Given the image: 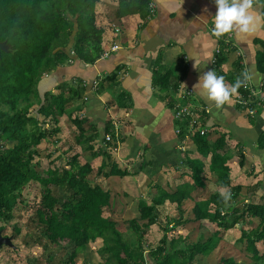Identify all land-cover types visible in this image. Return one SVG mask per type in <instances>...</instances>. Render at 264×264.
I'll return each instance as SVG.
<instances>
[{
  "label": "crops",
  "instance_id": "1",
  "mask_svg": "<svg viewBox=\"0 0 264 264\" xmlns=\"http://www.w3.org/2000/svg\"><path fill=\"white\" fill-rule=\"evenodd\" d=\"M153 2L152 13L145 9L116 17L118 0H99L95 5L98 8L96 24L104 29L102 50L110 49L113 43L119 44V49L93 64L73 59L43 80V93L51 89L58 94L61 89H54V85L76 79L89 87L82 99L67 103L66 112L57 117L58 132L43 140L48 160L43 162L46 164L43 169L53 165L67 168L66 160L76 155L80 165H90L88 179L92 186L97 184L108 190L111 199L114 195L121 196L129 209L135 207L137 214H132L131 219L139 217L141 200L147 204L152 202L156 187L172 193L181 183L192 184L191 170L184 163L187 159L204 163L205 178L203 186H195L191 197L182 201L184 219L193 217L195 201L208 199L217 191L227 192L236 185L241 187L235 198L236 206L241 207L246 202L264 204V93L261 91L264 73L257 63L259 53L264 52V25L251 36L226 34L216 38L211 35L212 18L217 12L215 0H183L181 7L180 0ZM254 7L258 14H264V0H257ZM115 25L120 26L119 33ZM237 62L240 70L235 68ZM246 69L253 76L252 81L243 86L249 93L248 100L239 93L240 98L234 97L217 108L213 101L194 89L199 78L208 71L215 70L231 85ZM113 72L116 76L111 81L107 76ZM187 90L189 96L184 99L182 95ZM186 103H191L195 112L201 111L198 118L202 128L207 130L208 141L214 143L222 139L223 149L219 152L229 167L227 188L219 186L216 173L209 168L211 155L199 154L193 136L188 133L183 139L178 136L174 111L175 107ZM249 103L255 110L253 114L247 113ZM75 118L82 119L84 135H80L77 124L72 122ZM184 120L187 121L186 118L180 121ZM50 125L48 130L55 126L52 122ZM92 134L96 135L89 142L93 148L83 149L81 145ZM106 134L112 136L111 141L105 140ZM78 137L82 144L77 142ZM241 154L244 156L242 166L239 164ZM103 161V173H108L113 166L114 173L126 170L128 175L98 174ZM149 188L152 189L150 196L144 198V189ZM105 208L109 205L102 207V215L107 217ZM157 209L160 219L163 217L165 221L176 215V203L169 200L159 204ZM258 223L257 217H247L236 227L223 230L201 219L169 232L167 237L179 235L189 243L199 244L214 237L211 248L197 254L194 264H218L222 258L248 261L250 253L246 251V242L239 241L241 229L255 228ZM150 227L154 229L157 242L156 245L145 242V264H156L149 251L159 245L163 232L157 224ZM256 246L260 252L264 251L263 240Z\"/></svg>",
  "mask_w": 264,
  "mask_h": 264
},
{
  "label": "trees",
  "instance_id": "2",
  "mask_svg": "<svg viewBox=\"0 0 264 264\" xmlns=\"http://www.w3.org/2000/svg\"><path fill=\"white\" fill-rule=\"evenodd\" d=\"M99 0H0V41L9 45L7 51H0V221H10L12 210L22 200V189L31 181L39 184L40 202L35 208L37 223L44 227L48 241L61 249L72 246L64 264H76L77 255L86 249L89 242L101 238L100 252L106 253V260L99 264H145L144 236L147 229L158 224L163 232L159 245L149 254L156 264H194L197 254L207 252L210 242L189 243L182 236L168 238L169 232L177 231L188 223L201 219L215 223L218 228L228 230L245 221L247 217H257L259 223L252 229H241L239 241L246 242L250 253L248 261L236 262L232 258H222L218 264H264V251L256 246L264 242V204L244 203L235 205L239 185L230 187L231 198L225 204L221 192H215L208 199L195 201L192 218H183L182 201L191 197L195 186H203L204 163L198 159H187L184 163L191 170L192 184L181 183L174 192L169 193L156 187L157 193L148 203H138L139 217L130 219L129 229L134 239L119 231L116 223L102 215V207L108 205L110 192L99 185L92 186L88 175V163L80 165L77 156L66 160V167H48L38 171L35 156L42 140L57 133V117L66 112L68 102L82 99L86 90L81 79L65 81L54 85L61 92L54 94L51 89L43 93L41 81L48 78L60 65L73 59L93 64L101 58L104 29L96 24L95 4ZM150 0H118L116 17L140 13ZM257 63L264 73V52L259 53ZM237 70L240 65L237 62ZM116 72L107 77L113 81ZM239 78H242L240 76ZM102 84L97 88L100 92ZM264 93V81L261 85ZM248 100L249 93L243 86L238 90ZM254 100L252 101V104ZM38 104L39 115L55 126L44 128L45 121L30 115V108ZM201 111L195 112L200 117ZM84 133L82 119H72ZM178 136L183 139L187 133L188 121L176 119ZM84 135V134H83ZM83 136H81L82 138ZM92 134L81 145L92 149L89 142L95 139ZM81 138L77 142L82 144ZM196 149L206 157L211 155L210 170L215 172L219 186L229 187V167L219 151L223 149L222 139L214 143L207 135L196 132L193 135ZM264 138V136H263ZM5 141L14 142L11 147ZM107 154H104L106 156ZM239 164H244V156H239ZM103 161L98 174L104 176L128 175L127 171L103 173ZM139 169V167H137ZM137 169V170H138ZM57 190V194H54ZM166 200L176 203V215L160 221L158 205ZM14 229L18 231V228ZM3 229L0 228V231ZM216 235V233H215ZM217 236V235H216ZM6 245H0V248Z\"/></svg>",
  "mask_w": 264,
  "mask_h": 264
},
{
  "label": "rangeland",
  "instance_id": "3",
  "mask_svg": "<svg viewBox=\"0 0 264 264\" xmlns=\"http://www.w3.org/2000/svg\"><path fill=\"white\" fill-rule=\"evenodd\" d=\"M96 11L98 12V8L95 6V14L97 15ZM40 84H42L41 88L43 91V81H41ZM37 108L38 104H34V106L30 108V115L37 117L39 121L44 120L46 124L44 128L47 130L48 127L51 126L50 121L48 119L45 120L42 115H39L36 111ZM4 143L6 146L11 147L14 142L5 141ZM47 146H49V144H47ZM45 147L46 145L43 144L42 140L37 148L38 155L34 158L36 163L35 167L38 171H41L43 167L46 166L45 163L48 162L45 158ZM44 161L45 163L43 164ZM144 191L145 195L138 192L145 198L147 195L150 196L152 189H144ZM119 192L121 193V191ZM21 193L22 200L17 202L14 206L12 210V219L10 221H0V228L3 229L1 231L2 234L10 236L14 245V247L4 246L0 248V264H64L67 254L72 250V246L68 244L63 249L54 246L44 235V227L37 223L35 208L41 199L38 182H29L26 187L22 189ZM54 194H57V190H54ZM114 196L115 197L111 199L110 193L109 208L103 210L105 211L104 215L116 223L115 225L119 231L134 239V234L131 229H129V221L132 214L136 215L137 211L135 207L129 209L121 196ZM160 221L165 223L163 217ZM14 227L18 228V231H16ZM152 229L153 227L147 229L146 233H148V237H145L144 241L151 245H156L157 237ZM155 229L157 230L156 227ZM101 246V238L96 239L94 242H89L86 249L77 255L76 264H84L85 262L90 264L89 261L94 263L104 262L106 260V253L100 252ZM108 264L112 263L110 262Z\"/></svg>",
  "mask_w": 264,
  "mask_h": 264
},
{
  "label": "clouds",
  "instance_id": "4",
  "mask_svg": "<svg viewBox=\"0 0 264 264\" xmlns=\"http://www.w3.org/2000/svg\"><path fill=\"white\" fill-rule=\"evenodd\" d=\"M182 3L183 0H180V7ZM256 3L257 0H215L217 12L212 18L214 27L211 35L220 38L226 34L237 36L255 34L264 25V14L256 12L254 7ZM241 76L242 79L238 77L235 83L230 85L225 82L223 76H218L215 70H211L199 78L194 89L199 90L208 100L213 101L217 108H220L234 97H238V90L253 79L251 72L247 69L241 73ZM221 196L227 204L231 193L222 192Z\"/></svg>",
  "mask_w": 264,
  "mask_h": 264
},
{
  "label": "built area",
  "instance_id": "5",
  "mask_svg": "<svg viewBox=\"0 0 264 264\" xmlns=\"http://www.w3.org/2000/svg\"><path fill=\"white\" fill-rule=\"evenodd\" d=\"M147 8L149 10V13H152L153 12V8H154V2L153 0H150L148 5H147ZM115 31L117 33L120 32V26L119 25H115ZM119 44L117 43H113L111 46H110V49L108 50H103L102 53H101V57L104 58V57H107L109 55L110 52L112 51H116L117 49H119ZM218 52V50H217ZM246 86V84L244 85V87ZM189 91L187 90L183 95L182 97L184 99H187V97L189 96ZM240 98V96H239ZM243 102V101H242ZM193 106L191 105V103H186L184 105H178L177 107H175V111H174V117L175 119H178V120H181L182 118H186L187 121H188V135L189 136H193L196 132H199L201 135L205 134L207 130H205L204 128H202L201 126V122H200V119L197 117L196 113L194 110H192ZM255 112L254 108L250 105H248L247 107V113L248 114H253ZM115 126V129L117 130V125L114 124ZM178 132V131H177ZM105 140L107 141H111L112 140V136L110 134H106L105 135Z\"/></svg>",
  "mask_w": 264,
  "mask_h": 264
},
{
  "label": "water",
  "instance_id": "6",
  "mask_svg": "<svg viewBox=\"0 0 264 264\" xmlns=\"http://www.w3.org/2000/svg\"><path fill=\"white\" fill-rule=\"evenodd\" d=\"M9 49V45L6 41H0V51H7ZM0 245H6L9 247H14L11 237L8 235H3L0 231Z\"/></svg>",
  "mask_w": 264,
  "mask_h": 264
}]
</instances>
